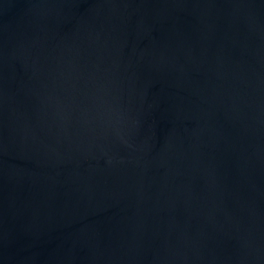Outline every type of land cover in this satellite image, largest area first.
<instances>
[{
	"label": "water",
	"instance_id": "obj_1",
	"mask_svg": "<svg viewBox=\"0 0 264 264\" xmlns=\"http://www.w3.org/2000/svg\"><path fill=\"white\" fill-rule=\"evenodd\" d=\"M0 264H264V0H0Z\"/></svg>",
	"mask_w": 264,
	"mask_h": 264
}]
</instances>
